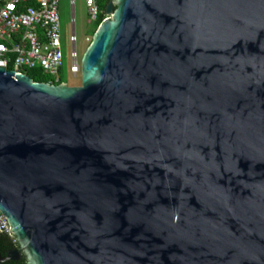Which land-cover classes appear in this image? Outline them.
<instances>
[{
  "label": "water",
  "instance_id": "95a60500",
  "mask_svg": "<svg viewBox=\"0 0 264 264\" xmlns=\"http://www.w3.org/2000/svg\"><path fill=\"white\" fill-rule=\"evenodd\" d=\"M82 83L0 67V264H264V0H109Z\"/></svg>",
  "mask_w": 264,
  "mask_h": 264
},
{
  "label": "built area",
  "instance_id": "2783aa9c",
  "mask_svg": "<svg viewBox=\"0 0 264 264\" xmlns=\"http://www.w3.org/2000/svg\"><path fill=\"white\" fill-rule=\"evenodd\" d=\"M59 4L60 0H0V67L20 73L40 68L53 77L51 83L64 82L61 76L65 62ZM86 4L90 21L95 23L100 15L99 0H86ZM71 43L70 72L78 77L82 57L75 30ZM0 233L14 235L1 209Z\"/></svg>",
  "mask_w": 264,
  "mask_h": 264
},
{
  "label": "rangeland",
  "instance_id": "374dc122",
  "mask_svg": "<svg viewBox=\"0 0 264 264\" xmlns=\"http://www.w3.org/2000/svg\"><path fill=\"white\" fill-rule=\"evenodd\" d=\"M61 27H62V42L65 66L61 72L63 81L70 86H79L82 83V77H74L70 72V51L72 48L71 35L75 30L78 37V50L81 57L91 43L92 35L95 30L94 22L90 21L88 6L86 0H60L59 4Z\"/></svg>",
  "mask_w": 264,
  "mask_h": 264
},
{
  "label": "trees",
  "instance_id": "16d2710c",
  "mask_svg": "<svg viewBox=\"0 0 264 264\" xmlns=\"http://www.w3.org/2000/svg\"><path fill=\"white\" fill-rule=\"evenodd\" d=\"M109 0H99V6H100V15H99V19L94 23L95 24V30L93 32V35L95 33V31L97 30L98 26L101 24V22L103 21L104 17H105V7L106 4L108 3ZM92 35V37H93ZM92 41V40H91ZM27 74L35 81V82H54V79L52 76H50L49 74L45 73L42 69L37 68V69H30L28 70ZM62 80V79H61ZM60 83V82H59ZM58 84V83H57ZM0 237H6L8 238V240L11 242V248H15L18 247V244L13 241V239H11L10 236L6 235V234H1L0 233ZM0 251L3 252V250H1V246H0ZM16 262V263H15ZM7 264H28L27 260L25 257H23L21 260L19 261H9L7 262Z\"/></svg>",
  "mask_w": 264,
  "mask_h": 264
},
{
  "label": "flooded vegetation",
  "instance_id": "af4514ba",
  "mask_svg": "<svg viewBox=\"0 0 264 264\" xmlns=\"http://www.w3.org/2000/svg\"><path fill=\"white\" fill-rule=\"evenodd\" d=\"M0 246L1 250H3V252L0 251V253L5 257L7 252L11 249V242L6 237H0ZM5 264H7V262Z\"/></svg>",
  "mask_w": 264,
  "mask_h": 264
}]
</instances>
